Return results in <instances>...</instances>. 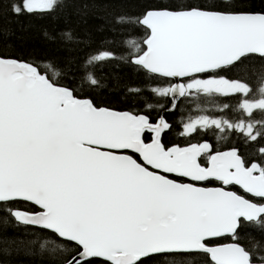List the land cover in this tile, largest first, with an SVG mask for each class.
I'll list each match as a JSON object with an SVG mask.
<instances>
[{"label":"snow or ice","instance_id":"snow-or-ice-1","mask_svg":"<svg viewBox=\"0 0 264 264\" xmlns=\"http://www.w3.org/2000/svg\"><path fill=\"white\" fill-rule=\"evenodd\" d=\"M90 8L0 48V264H264V0H0Z\"/></svg>","mask_w":264,"mask_h":264},{"label":"trees","instance_id":"trees-1","mask_svg":"<svg viewBox=\"0 0 264 264\" xmlns=\"http://www.w3.org/2000/svg\"><path fill=\"white\" fill-rule=\"evenodd\" d=\"M88 2V0H81ZM128 10H133L134 5L138 0H119ZM251 2L259 5L261 0H251ZM102 13L98 9L90 8L83 16L75 14L69 10L67 20L60 16L56 19L52 18H37V17H9L0 16V29H9L11 34L0 37V48L4 44L10 43L16 51L33 52L36 56H55L61 53L58 50V45L51 43L43 38L42 32L58 31L67 27L76 29L83 36L85 32H92L94 35H100L95 32L98 25L103 23ZM115 98V93L111 94ZM235 103V101H226ZM212 100H201L199 102L188 103L186 108L195 110L199 107H211ZM194 114V113H193ZM177 117H169V119H177ZM213 142L214 139H213ZM14 264H39L31 258L21 257Z\"/></svg>","mask_w":264,"mask_h":264}]
</instances>
